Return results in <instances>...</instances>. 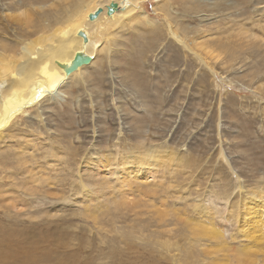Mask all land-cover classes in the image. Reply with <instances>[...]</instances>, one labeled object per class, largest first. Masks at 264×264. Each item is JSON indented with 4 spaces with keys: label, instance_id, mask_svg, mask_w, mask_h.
Segmentation results:
<instances>
[{
    "label": "rangeland",
    "instance_id": "1",
    "mask_svg": "<svg viewBox=\"0 0 264 264\" xmlns=\"http://www.w3.org/2000/svg\"><path fill=\"white\" fill-rule=\"evenodd\" d=\"M10 1L0 0V13L12 10ZM20 1L44 2L43 11L55 0ZM196 1L161 6L170 10L177 33L212 35V70L172 40L165 18L153 12L154 0H147L154 28L110 30L115 41L84 68L85 83L73 78L58 98L30 104L7 126L11 135L0 138V223L10 211L15 224L37 228L14 213L16 201L27 214L60 208L55 219L39 218L43 232L59 238L42 240L39 264H242L234 257L252 251L244 249L252 241L241 232L256 209L248 196L264 202V0ZM34 9L33 23L54 18ZM129 146L163 149L157 166L142 158L146 180L117 165ZM100 149H108L111 167L87 174L84 162ZM32 180L41 190H29ZM48 182L56 183L62 200L47 193ZM82 182L91 184V194ZM261 215L255 235L262 244L257 256H245L248 264H264V207ZM184 219L207 226L212 219L229 255L193 236Z\"/></svg>",
    "mask_w": 264,
    "mask_h": 264
},
{
    "label": "bare ground",
    "instance_id": "2",
    "mask_svg": "<svg viewBox=\"0 0 264 264\" xmlns=\"http://www.w3.org/2000/svg\"><path fill=\"white\" fill-rule=\"evenodd\" d=\"M62 1L65 3L64 8L58 9L55 0L47 5L50 8L49 10L42 11L39 8L43 7L44 2L24 4V1L15 0L7 3L8 5L10 4L12 10L6 6L5 11L0 13V138H3L4 134H6L7 126L18 117L19 114L21 115V113H24L30 104H34L38 101L40 102L43 98H47L48 101L52 98H58L60 96V90L63 89L65 84L68 85V83H73V78L78 77L80 82L85 83L86 78L84 76V68L92 66L96 54L104 49H108L110 43L113 44L115 41V32L113 31L114 33H111V35L110 30L125 25H127L126 27H136L137 24L154 28L157 22V19L150 16L143 7V3L147 0ZM163 1L166 3V0H154L152 9L153 12L156 11V13L161 14L163 18H165L164 25L169 33L168 35L177 44H180L185 52L197 58L202 63H205L207 68L212 70L209 66L208 60L215 57L214 53L217 51L215 45H213L215 39H213L211 37L212 35L210 36L208 33L191 37H188L186 34L181 35L180 33H177L178 29L176 28V30L174 28V25L172 24L173 22L170 20V15L167 14V11L170 10L167 6H161ZM199 1L201 0H197L196 2ZM111 2L118 4L119 8L114 11L111 16H108L106 13L107 6ZM35 5L37 6L36 9H34ZM27 6H30V8H27ZM98 6L102 7L103 11L95 20H89L88 14L93 12ZM32 9L38 11L41 15L43 13L51 12L54 18L48 20V17H45L47 20H41V16H39L35 23H33L32 15L30 13ZM178 28L180 30V27ZM80 31H82L87 38V41H84V38L79 35ZM240 34L244 33H237L238 36ZM103 39L105 40V43L103 42L102 44ZM79 52L89 55L91 57L90 62L88 65L79 66L67 75L64 68H61V66H69L74 59L75 54ZM7 133L9 134V132ZM133 146H129V148H126L119 153V163H117V165L121 167L127 175H133L134 179L146 180L148 178L145 176L147 171L141 165L142 158L146 157L147 159H150L152 166H157V163L161 162L165 156H162L161 154L163 149L153 147L144 150L142 146ZM97 151L99 152H93L89 155V160L86 159L84 162H89L88 167L86 168L87 174L90 173V170L99 173L100 169L106 168L107 170L108 167H111L110 162L112 161L110 160L113 158L110 159L108 149H100ZM23 163L25 162H22V164ZM22 164H20V166ZM106 170L105 173H107ZM141 174L144 175L142 176ZM34 182L36 181L32 180L29 183V190L33 192L41 190V188H39L41 186H36V184H33ZM48 185L51 186V191L46 192L50 194V196L52 195L56 200H62L64 198V195L60 194L61 192L57 190L55 182H51V184L48 182ZM82 187L87 194L92 193L91 184L89 182H82ZM147 192L149 193L148 190ZM151 192L153 193V191ZM2 197L3 196H0V199H2ZM247 201H252L255 204L256 209H251H254V214L253 218L249 216L251 221L250 219H247L250 221L249 223H246L247 228L244 227L245 222L243 223L241 221L244 227V229H242L243 232L241 233L245 234L243 236L247 237L248 241H252L250 244L247 243L245 246L246 248L244 247L246 250L252 249V251L245 256L248 255V257H253L255 255L257 256L256 252L259 250L257 249V244H262V242H258L259 239L256 237L257 235H255V232L261 231L259 229L262 228H259L258 230L255 228H258L262 223L261 218L263 216L261 213L262 208L264 207V202L262 196H248ZM15 203H12L11 205L14 213L18 216L28 217V219L31 218V220H33V225H37V228L34 226H28L29 222L26 221H24L23 226L15 224L13 219L16 218L12 217L11 214V216L8 214L10 211L4 212V214L6 213L4 216L7 218L5 217V221L0 223V264H39L45 249L44 243L42 245V240L48 238L50 235H53L51 238L53 237L55 241L59 239L54 233L46 235L45 231L43 232V229L38 226L39 218H42L44 215L50 219H55L60 215L59 205L56 204L50 209L44 212L41 211L37 214H27L26 209H23L20 206V202ZM207 210L208 208H205V212ZM70 214H73V212ZM208 221L212 226H207L206 223L203 225L200 224L199 221L193 220L184 219L182 222L187 224L188 230L190 229L193 236L207 238L211 242V245L214 246L210 249H216L217 252L224 251L229 255L228 252L230 247L227 245L224 233H221L213 226L212 219ZM245 256H237L234 257V259L237 263L242 262V264H248V262L252 261L251 258L246 261L245 258L247 257ZM252 263L254 264V262ZM255 263L257 264V259Z\"/></svg>",
    "mask_w": 264,
    "mask_h": 264
},
{
    "label": "water",
    "instance_id": "3",
    "mask_svg": "<svg viewBox=\"0 0 264 264\" xmlns=\"http://www.w3.org/2000/svg\"><path fill=\"white\" fill-rule=\"evenodd\" d=\"M118 8H119L118 4L111 2L107 6V12H106L107 15L111 16L114 13V11H116ZM102 11H103L102 7L98 6L93 12H90L88 14V19L95 20ZM79 35H81L84 38V41H87V38L84 36L82 31L79 32ZM90 60H91V57L89 55L79 52L75 54L74 59L72 60L69 66L67 67L61 66V68H64L66 74L68 75L72 71L77 69L79 66L88 64Z\"/></svg>",
    "mask_w": 264,
    "mask_h": 264
}]
</instances>
